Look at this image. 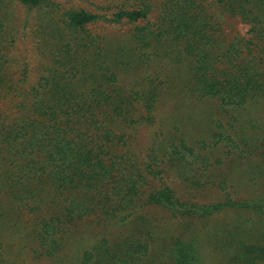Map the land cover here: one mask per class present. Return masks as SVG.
<instances>
[{
	"label": "trees",
	"instance_id": "trees-1",
	"mask_svg": "<svg viewBox=\"0 0 264 264\" xmlns=\"http://www.w3.org/2000/svg\"><path fill=\"white\" fill-rule=\"evenodd\" d=\"M107 1L91 12L0 0V264H19L5 258L9 238L57 263L90 218L131 232L96 243L80 264H154L157 235L145 215L152 208L194 224L227 211L264 220V199L180 198L159 159L190 155L210 166L209 158L180 141L164 146L165 155L153 143L141 161L130 134L154 126L166 99L264 109V0ZM208 1L248 25L247 38L228 39ZM239 219L188 230L167 256L201 264L209 248L227 264H264V243Z\"/></svg>",
	"mask_w": 264,
	"mask_h": 264
},
{
	"label": "rangeland",
	"instance_id": "rangeland-1",
	"mask_svg": "<svg viewBox=\"0 0 264 264\" xmlns=\"http://www.w3.org/2000/svg\"><path fill=\"white\" fill-rule=\"evenodd\" d=\"M67 7L96 12L97 6H104L107 0H54ZM206 5L220 24L228 39L247 38L249 26L239 19L221 13L215 4ZM23 47L25 45H22ZM30 80L32 81V72ZM159 116L154 126L139 125L130 131L134 154L144 161L147 148L155 144L158 152L165 155V147L171 143L185 141L194 146L195 153L207 156L210 166L194 162L195 156L186 155L169 161L161 158L164 182L170 185L182 199L209 204L218 200L264 199V109L247 108L233 110L222 108L216 100H192L182 103L177 99H166L159 107ZM129 132V131H128ZM220 136L222 140L220 141ZM163 146H162V145ZM165 146V147H164ZM199 149L200 152L197 150ZM160 153V154H161ZM160 162V161H156ZM155 163L154 165H156ZM145 215L155 227L157 239L152 245L150 259L154 264H173L167 252L177 237L189 235V231H217L223 225L244 221L253 240L264 243V220L246 212L227 211L202 223L174 219L162 209H148ZM57 263L45 258L34 257L19 240L7 239V260L19 264H80L82 253L101 241H118L128 235L130 226L124 227L117 221L98 223L90 218L74 228ZM176 237V238H175ZM21 242V243H20ZM6 249V250H7ZM10 254H12L10 256ZM201 264H227L214 249L203 251Z\"/></svg>",
	"mask_w": 264,
	"mask_h": 264
}]
</instances>
